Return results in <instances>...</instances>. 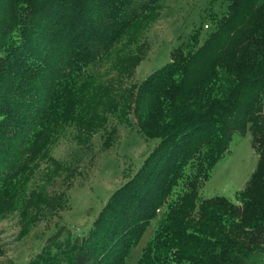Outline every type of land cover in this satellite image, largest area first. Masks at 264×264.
<instances>
[{
  "label": "trees",
  "instance_id": "obj_1",
  "mask_svg": "<svg viewBox=\"0 0 264 264\" xmlns=\"http://www.w3.org/2000/svg\"><path fill=\"white\" fill-rule=\"evenodd\" d=\"M159 1L0 0V212L14 201L26 156L79 119L93 89L87 68L139 32ZM211 21L130 87L125 105L139 132L157 138L134 175L86 232L58 226L33 264H124L163 205L136 264H264V0H228ZM235 132L250 134L253 171L236 202L201 197ZM60 196L46 193L45 210Z\"/></svg>",
  "mask_w": 264,
  "mask_h": 264
},
{
  "label": "rangeland",
  "instance_id": "obj_2",
  "mask_svg": "<svg viewBox=\"0 0 264 264\" xmlns=\"http://www.w3.org/2000/svg\"><path fill=\"white\" fill-rule=\"evenodd\" d=\"M227 1L160 0L139 32L123 36L105 59L87 68L93 89L79 104V119L62 124L43 151L27 155L19 169L14 201L0 212V264H33L46 237L60 225L75 234L89 229L108 196L134 175L157 142L139 132L125 105L128 93L167 62L170 50L195 29L201 35L208 30L211 18L225 11ZM256 161L250 134L233 133L228 149L200 188V196L219 194L236 202L234 195ZM48 192L61 194L60 206L52 211L43 207ZM164 207L156 208L155 218L126 250L124 264H136ZM262 247L258 259H264Z\"/></svg>",
  "mask_w": 264,
  "mask_h": 264
}]
</instances>
